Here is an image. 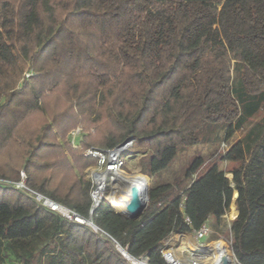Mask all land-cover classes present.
I'll use <instances>...</instances> for the list:
<instances>
[{"label":"trees","instance_id":"1","mask_svg":"<svg viewBox=\"0 0 264 264\" xmlns=\"http://www.w3.org/2000/svg\"><path fill=\"white\" fill-rule=\"evenodd\" d=\"M208 124L224 141L241 134L154 184L136 221L102 202L94 231L0 182V264H130L115 243L165 264L161 241L209 219L220 228L235 190L230 250L264 264V0H0V179L22 170L28 188L88 217L96 158L83 149L132 137L152 177ZM79 125L94 132L76 150Z\"/></svg>","mask_w":264,"mask_h":264},{"label":"built area","instance_id":"2","mask_svg":"<svg viewBox=\"0 0 264 264\" xmlns=\"http://www.w3.org/2000/svg\"><path fill=\"white\" fill-rule=\"evenodd\" d=\"M31 72L27 70L24 77H29ZM81 128L74 129L71 134L70 143L73 148L80 147L77 143V137L80 133ZM123 145H116L111 148H97L88 147L83 150L85 157L96 158V163L93 167L88 168V179L90 180V208L88 211V217H83L75 211L55 202L54 200L37 193L25 185L26 175L24 171H20L19 181H10L0 179V182L14 186L17 189L23 190L30 196H32L40 205L43 207L59 214L60 216L75 221L80 224H86L92 230L98 231V228L92 224L91 214L92 209L97 208L102 202H106L113 208L110 202V192L116 186L118 181L117 176L122 172H125L124 166L127 164L126 154L129 153L130 149L134 147V139L129 137L125 139ZM122 142V143H123ZM224 145V142H223ZM226 149V148H225ZM114 209V208H113ZM89 218V219H88ZM211 233V229L207 222L203 223L197 230L194 231V238L197 242L205 239L208 234ZM164 241L161 243V257L165 264H206L203 251L205 247L202 244H198L195 247H189L182 252L181 256H178L175 252V248L172 244L170 234L166 236ZM115 248L122 254V256L130 264H150L146 256H132L126 249L120 246L118 243L114 244Z\"/></svg>","mask_w":264,"mask_h":264},{"label":"rangeland","instance_id":"3","mask_svg":"<svg viewBox=\"0 0 264 264\" xmlns=\"http://www.w3.org/2000/svg\"><path fill=\"white\" fill-rule=\"evenodd\" d=\"M76 128H81L80 133L78 134L77 137L79 141L82 138L83 134L88 132L91 133L94 132L93 128H90L88 132L85 131V127L83 125H79L74 129ZM74 129H71L67 134V140L70 146H72L70 143V138L72 137L71 132ZM240 134H241L240 132H235L230 140L224 141L223 139L224 129L223 128L219 129L218 127H214L213 125L208 124L199 132L198 137L200 141L198 143L188 146L183 150L179 151L177 156L174 158L173 162L165 170L155 174L152 177L147 176L145 173V169L147 166V158L149 154L142 153L139 149L134 147L130 149L128 154H126L127 164L126 166H124V170H125L124 173L130 176H135L143 179V181L145 182L144 191L148 190L149 192V190L154 184H158L162 182H171L174 176L179 174L183 169L187 168L197 157H202L205 160V164L210 163V161H212V159L216 158L219 153L225 150V148L228 147V145L233 140L237 139L240 136ZM218 135H219V139H218ZM223 141L225 142L224 145H223ZM74 149L81 150V145L80 147ZM94 165L95 164H91L84 170V175L86 178H88V172H89L88 168L93 167ZM224 166H225L224 163H222L221 167L224 168ZM139 174L145 176L148 182L142 176H139ZM232 201H233V197H232ZM230 211L231 209L229 208V211L225 214V219L220 228L214 229L213 226L208 223L211 229V233L208 234V236L204 240V243L202 244V246L205 247V250L203 251V255L205 257L206 264H211L212 262V251L210 250V246L213 245V243H215L216 241H221V240L224 244H226L225 245L226 248H228L227 252H229L228 254L232 260V263L234 262L233 264H239L234 259V256L229 246V239H230L229 221L232 219V216H230L229 214ZM177 255L181 256L182 254L178 252ZM4 264H15V263L10 262V260H7L4 262Z\"/></svg>","mask_w":264,"mask_h":264},{"label":"bare ground","instance_id":"4","mask_svg":"<svg viewBox=\"0 0 264 264\" xmlns=\"http://www.w3.org/2000/svg\"><path fill=\"white\" fill-rule=\"evenodd\" d=\"M118 181L116 182V186L110 192V202L113 205V208L122 213H126V206L130 199V189L131 187L136 188L138 198H142L145 182L143 179L135 176H130L122 172L119 176H117ZM230 216L235 215V208L231 205ZM236 216V215H235ZM226 244L221 241H216L213 245L210 246V250L212 251V262L211 264H218V259L220 255H225L229 261V264H233L232 260L229 256V252H227Z\"/></svg>","mask_w":264,"mask_h":264},{"label":"water","instance_id":"5","mask_svg":"<svg viewBox=\"0 0 264 264\" xmlns=\"http://www.w3.org/2000/svg\"><path fill=\"white\" fill-rule=\"evenodd\" d=\"M123 143H121L120 145H123ZM137 194V190L134 187H131L130 189V199L128 201V204L126 206V213H122V212H118L115 211V213L131 219V220H138L140 218V216L143 214V212L146 210L148 204H149V197H148V190L143 192V196L142 198H138L136 196ZM238 191H234L233 192V199H236L238 197ZM95 210V208H93L91 211L93 212ZM89 219V218H88ZM93 224V222H91ZM218 264H229L228 259L226 258L225 255H220L219 259H218Z\"/></svg>","mask_w":264,"mask_h":264},{"label":"crops","instance_id":"6","mask_svg":"<svg viewBox=\"0 0 264 264\" xmlns=\"http://www.w3.org/2000/svg\"><path fill=\"white\" fill-rule=\"evenodd\" d=\"M77 143L80 146V141L79 140H77ZM225 177L227 179H229V180L232 179V175L230 173H226L225 174ZM231 205H233L234 208H235V199H233V201L231 202L229 208H231ZM236 214H237V211H236V208H235V215ZM235 215L232 217V219L235 217ZM224 217H225V215H224ZM207 223H209V224L212 225L213 224L212 219H209ZM170 237L172 239V244H173V246L175 248L176 254L178 252H180L182 254V252L184 250H186L187 248H189V247L191 248V247H195L198 244H203L204 243V240H205V239H203V240H200L199 242H197L195 240V238H194V234L193 233L192 234H189V233H180V232H176V231L175 232H171L170 233ZM163 241L164 240H162L161 243Z\"/></svg>","mask_w":264,"mask_h":264}]
</instances>
